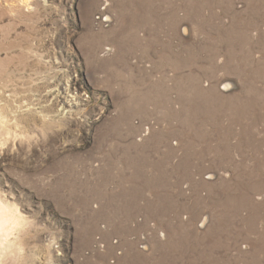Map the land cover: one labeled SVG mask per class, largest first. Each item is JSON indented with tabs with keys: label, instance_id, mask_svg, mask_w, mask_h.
Segmentation results:
<instances>
[{
	"label": "rangeland",
	"instance_id": "374dc122",
	"mask_svg": "<svg viewBox=\"0 0 264 264\" xmlns=\"http://www.w3.org/2000/svg\"><path fill=\"white\" fill-rule=\"evenodd\" d=\"M5 187L35 264H264V0H0Z\"/></svg>",
	"mask_w": 264,
	"mask_h": 264
},
{
	"label": "clouds",
	"instance_id": "9594fccd",
	"mask_svg": "<svg viewBox=\"0 0 264 264\" xmlns=\"http://www.w3.org/2000/svg\"><path fill=\"white\" fill-rule=\"evenodd\" d=\"M35 218L20 198L9 189L0 188V264H35L37 249L30 243ZM56 245L55 237L46 239L45 249Z\"/></svg>",
	"mask_w": 264,
	"mask_h": 264
},
{
	"label": "built area",
	"instance_id": "2783aa9c",
	"mask_svg": "<svg viewBox=\"0 0 264 264\" xmlns=\"http://www.w3.org/2000/svg\"><path fill=\"white\" fill-rule=\"evenodd\" d=\"M109 20H110L109 16H104V17L102 18V21H103L104 23H108ZM107 50L109 51L110 49H107Z\"/></svg>",
	"mask_w": 264,
	"mask_h": 264
},
{
	"label": "bare ground",
	"instance_id": "6f19581e",
	"mask_svg": "<svg viewBox=\"0 0 264 264\" xmlns=\"http://www.w3.org/2000/svg\"><path fill=\"white\" fill-rule=\"evenodd\" d=\"M227 87H228V85L225 86V88H227Z\"/></svg>",
	"mask_w": 264,
	"mask_h": 264
}]
</instances>
